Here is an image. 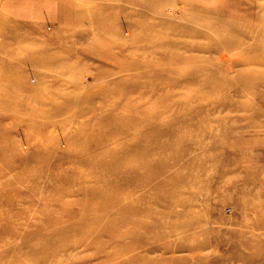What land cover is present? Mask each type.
<instances>
[{"label":"rangeland","instance_id":"1","mask_svg":"<svg viewBox=\"0 0 264 264\" xmlns=\"http://www.w3.org/2000/svg\"><path fill=\"white\" fill-rule=\"evenodd\" d=\"M0 264H264V0H0Z\"/></svg>","mask_w":264,"mask_h":264},{"label":"bare ground","instance_id":"2","mask_svg":"<svg viewBox=\"0 0 264 264\" xmlns=\"http://www.w3.org/2000/svg\"><path fill=\"white\" fill-rule=\"evenodd\" d=\"M135 12L134 11H130L128 12L127 14L130 16V15H133ZM137 13V12H136ZM135 15V14H134ZM143 16V14H141ZM136 16V15H135ZM128 32H130L129 28L127 29Z\"/></svg>","mask_w":264,"mask_h":264}]
</instances>
